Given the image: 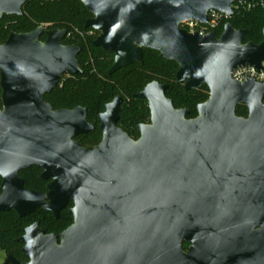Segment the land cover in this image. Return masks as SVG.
<instances>
[{
  "label": "water",
  "instance_id": "obj_1",
  "mask_svg": "<svg viewBox=\"0 0 264 264\" xmlns=\"http://www.w3.org/2000/svg\"><path fill=\"white\" fill-rule=\"evenodd\" d=\"M80 1L93 15L85 27L99 32L93 45L114 54L110 75L151 49L177 62V83L210 95L188 118L153 81L135 94L151 114L139 139L118 126L117 96L99 115L101 142L85 147L75 138L95 128L87 108L45 99L63 76L83 73L79 46L63 43L65 29L12 31L0 43V212L59 218L72 204L73 223L61 233L29 225L19 238L28 261L5 264H264V84L231 76L261 67L264 40L246 42L248 30L230 22L221 36L180 26L208 22L212 9L232 15L237 0ZM27 2L0 0V21ZM33 166L46 192L25 186L20 172Z\"/></svg>",
  "mask_w": 264,
  "mask_h": 264
},
{
  "label": "trees",
  "instance_id": "obj_2",
  "mask_svg": "<svg viewBox=\"0 0 264 264\" xmlns=\"http://www.w3.org/2000/svg\"><path fill=\"white\" fill-rule=\"evenodd\" d=\"M92 16L80 0H28L21 15H5L0 21V43H4L12 31L25 33L47 25L50 28L67 30L63 43L79 46L78 60L83 73L63 76L58 87L45 96L54 109H73L77 106L87 108L88 121L95 128L77 136V141L85 147L101 142L99 115L118 95L123 98L119 126L136 139L139 134L136 125L149 121L150 109L148 102L137 98L135 94L153 81L169 86L167 97L172 99L176 108L189 109L188 118L197 116V106L209 98V88L204 85L199 90H186L176 80L179 69L177 62L161 57L158 51L145 49L142 62L121 68L110 75L114 54L93 45L99 32L85 27L86 21ZM228 22L236 29L248 30L246 42H263L264 7L239 9L232 17L223 20L215 30L218 36H221ZM236 113L238 116L247 117L248 109L241 104L237 106ZM41 173L39 167L33 166L22 170L20 175L25 179L27 188L46 192L49 181L41 179ZM1 190L0 177V193ZM35 222H39L47 233H61L73 223V217L68 208L60 212L59 218L41 208L25 217H20L15 211L0 212V251L18 260L25 259L23 244L19 238L24 229Z\"/></svg>",
  "mask_w": 264,
  "mask_h": 264
},
{
  "label": "built area",
  "instance_id": "obj_3",
  "mask_svg": "<svg viewBox=\"0 0 264 264\" xmlns=\"http://www.w3.org/2000/svg\"><path fill=\"white\" fill-rule=\"evenodd\" d=\"M264 7V0H237L233 4V14L228 15L219 10L212 9L209 11V21L206 23H201L197 20H185L180 26L187 29L189 32H199L203 35L215 32V30L221 25L223 20L232 17L236 11L239 9H251L253 7ZM46 26L47 25H43ZM232 79L244 83L249 79H253L260 84H264V62H262L261 67L258 68L254 65H241L234 69L231 74ZM264 103V99H263Z\"/></svg>",
  "mask_w": 264,
  "mask_h": 264
},
{
  "label": "flooded vegetation",
  "instance_id": "obj_4",
  "mask_svg": "<svg viewBox=\"0 0 264 264\" xmlns=\"http://www.w3.org/2000/svg\"><path fill=\"white\" fill-rule=\"evenodd\" d=\"M47 29L48 28H50V27H46ZM42 37H44V39L42 38ZM41 37V40H45V36L43 35ZM68 76H70V75H68ZM77 76V75H76ZM118 96H120V95H118ZM117 97V96H116ZM122 98V97H121ZM112 102V101H111ZM122 104H123V98H122ZM122 106V105H121ZM105 109H106V107H105ZM105 111V110H104ZM103 111V112H104ZM120 117H121V111H120ZM100 121V120H99ZM119 121H120V119H119ZM119 121H118V126H119ZM151 122V114H150V119H149V121L148 122H145V123H139V124H137L136 125V128H137V131H138V137L136 138V139H139V137L141 136V132L139 131V129H138V126L139 125H141V124H149ZM92 124V123H91ZM94 125V124H93ZM99 127H100V125H99ZM120 127V126H119ZM120 128H122V127H120ZM123 129V128H122ZM124 130V129H123ZM126 132V131H125ZM82 135V134H81ZM79 136V135H78ZM130 136V135H129ZM102 137H103V133H102ZM131 137V136H130ZM131 138H133V137H131ZM76 139V138H75ZM133 139H135V138H133ZM72 206V204H69L68 205V210H69V208ZM189 246H190V243L189 242H184L183 243V248H184V250L187 252L188 251V249H189ZM5 255H6V257L8 256V254L7 253H5ZM25 255V254H24ZM19 261H28V258L25 256V259H21V260H19ZM1 264H5V261L3 262V263H1Z\"/></svg>",
  "mask_w": 264,
  "mask_h": 264
},
{
  "label": "rangeland",
  "instance_id": "obj_5",
  "mask_svg": "<svg viewBox=\"0 0 264 264\" xmlns=\"http://www.w3.org/2000/svg\"><path fill=\"white\" fill-rule=\"evenodd\" d=\"M6 259V255L3 251H0V264L3 263Z\"/></svg>",
  "mask_w": 264,
  "mask_h": 264
}]
</instances>
